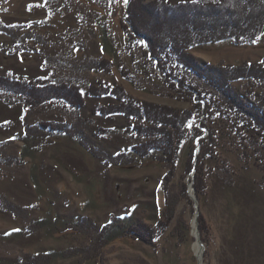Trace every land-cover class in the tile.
<instances>
[{
  "label": "rangeland",
  "instance_id": "374dc122",
  "mask_svg": "<svg viewBox=\"0 0 264 264\" xmlns=\"http://www.w3.org/2000/svg\"><path fill=\"white\" fill-rule=\"evenodd\" d=\"M126 4L0 0V75L75 83L85 97L81 108L59 99L27 108L24 96L0 90V264H31L36 253L88 247L105 225L121 222H145L152 235L149 240L120 235L102 256L58 255L50 264H264L262 135L211 118L201 138L209 139L213 126L219 135L207 143L210 154L200 197L196 169L190 168L191 161L195 167L200 164L201 138L195 131L204 116L197 114L168 185L174 215L167 225L164 178L173 160L166 153L164 158L134 153L133 145L148 139L133 129L140 120L105 113L120 97L112 91L97 96L96 88L121 87L139 100L192 106L187 91L146 73L153 68L143 53L149 47L145 41L129 42L123 27L128 23ZM191 51L216 64L264 62V34L253 42L230 39ZM232 84L248 97H264V81ZM42 121L67 123L72 132L53 142L43 137L44 144L22 138L26 123ZM179 220L188 226L182 237L175 232ZM119 225V233H125ZM197 240L204 245L202 260Z\"/></svg>",
  "mask_w": 264,
  "mask_h": 264
},
{
  "label": "trees",
  "instance_id": "16d2710c",
  "mask_svg": "<svg viewBox=\"0 0 264 264\" xmlns=\"http://www.w3.org/2000/svg\"><path fill=\"white\" fill-rule=\"evenodd\" d=\"M126 20L128 23L124 22L123 27L129 34V42L145 41L149 47L143 53L153 70L147 69L146 73L159 76L172 89L187 91L193 97L191 108L180 109L136 99L131 94H126L121 87L114 90L93 87L94 90L99 89L97 96L108 95L112 91L120 97L121 101L105 108V113H121L140 120L133 129L148 139L133 145L134 153L144 158L152 153H158L160 158H164L166 153L173 160L164 178L167 193L165 216L168 225L174 215L168 185L176 174L178 154L188 135L190 122L197 114L204 116L202 127L197 126L195 131L200 138L206 133L203 127H208V122L214 116L223 118L232 129H254L264 137V97H248L232 84L245 79L264 81V62L216 64L204 62L191 51L193 47L207 43L231 39L236 44H242L258 39L264 34V0H182L176 3L169 0H128ZM157 71H160L159 75ZM0 90L24 96L27 108L56 99L66 101L76 108L85 104L83 90L75 83L47 79L29 82L0 75ZM90 92L96 94L93 89ZM217 130L214 126L210 129L209 139L216 140V135H219ZM70 132L72 131L67 123L42 121L34 125L26 123L22 138L26 141L34 140L35 143L40 139V143H45L43 137L48 138L46 142H53L55 136ZM209 139H200V152L196 155L200 164L195 167L191 161L190 167L193 171L196 169L195 187L200 197L205 186V162L210 154ZM184 224V220H179L175 227V232L180 237L185 234L184 227L188 228ZM202 224L200 229L203 228ZM118 225L119 223L105 225L102 231L95 234L88 247L36 253L31 258V264H50L58 255L70 257L78 253L88 259L96 258L102 256L108 244L120 235L144 240H149V235H152V230L145 222H121L120 229L126 228V232H121L122 234L116 227ZM160 230L163 231L164 228L160 227Z\"/></svg>",
  "mask_w": 264,
  "mask_h": 264
},
{
  "label": "bare ground",
  "instance_id": "6f19581e",
  "mask_svg": "<svg viewBox=\"0 0 264 264\" xmlns=\"http://www.w3.org/2000/svg\"><path fill=\"white\" fill-rule=\"evenodd\" d=\"M196 223H197V220H196ZM195 226L197 227V224H195ZM195 249L197 250V254H199V257L202 260V258H203V254L202 253H204L203 252L204 249H203V246L201 245V242H199L198 240L195 242Z\"/></svg>",
  "mask_w": 264,
  "mask_h": 264
},
{
  "label": "water",
  "instance_id": "95a60500",
  "mask_svg": "<svg viewBox=\"0 0 264 264\" xmlns=\"http://www.w3.org/2000/svg\"><path fill=\"white\" fill-rule=\"evenodd\" d=\"M126 7H127V4H126ZM198 206V205H197ZM198 215H199V212H198ZM197 222H198V218H196ZM198 235V233L196 234ZM199 237V236H198ZM202 246H204L202 243H201Z\"/></svg>",
  "mask_w": 264,
  "mask_h": 264
},
{
  "label": "snow or ice",
  "instance_id": "6c2138e0",
  "mask_svg": "<svg viewBox=\"0 0 264 264\" xmlns=\"http://www.w3.org/2000/svg\"><path fill=\"white\" fill-rule=\"evenodd\" d=\"M127 2H128V0H123V3H125V4H126Z\"/></svg>",
  "mask_w": 264,
  "mask_h": 264
}]
</instances>
